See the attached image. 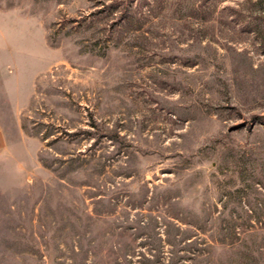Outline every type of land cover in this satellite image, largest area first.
<instances>
[{"label": "rangeland", "instance_id": "1", "mask_svg": "<svg viewBox=\"0 0 264 264\" xmlns=\"http://www.w3.org/2000/svg\"><path fill=\"white\" fill-rule=\"evenodd\" d=\"M0 264H264V0H0Z\"/></svg>", "mask_w": 264, "mask_h": 264}, {"label": "crops", "instance_id": "2", "mask_svg": "<svg viewBox=\"0 0 264 264\" xmlns=\"http://www.w3.org/2000/svg\"><path fill=\"white\" fill-rule=\"evenodd\" d=\"M8 144L5 127L0 117V153L3 152Z\"/></svg>", "mask_w": 264, "mask_h": 264}]
</instances>
